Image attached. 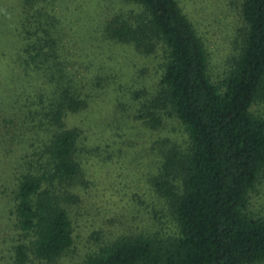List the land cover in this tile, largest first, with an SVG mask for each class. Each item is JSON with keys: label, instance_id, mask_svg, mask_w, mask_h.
Returning <instances> with one entry per match:
<instances>
[{"label": "trees", "instance_id": "16d2710c", "mask_svg": "<svg viewBox=\"0 0 264 264\" xmlns=\"http://www.w3.org/2000/svg\"><path fill=\"white\" fill-rule=\"evenodd\" d=\"M52 1L0 0V34L13 41L0 114V164L14 178L12 190L3 186L20 236L14 264L33 258L54 264L74 247L83 133L71 119L90 109L106 84H118L84 55L69 52L63 14ZM87 3L102 43L144 57L160 55L163 62L147 101V89L118 85L122 98L115 114L127 110L121 101L129 95L136 121L158 131L174 118L189 143L180 151L169 137L160 140L161 164L151 179L173 207L178 235L162 240L126 231L108 240L100 229L99 245L85 264L264 262V218L248 213L249 192L264 169V119L251 113L264 100V0L244 1V45L219 85L210 78L204 43L177 0Z\"/></svg>", "mask_w": 264, "mask_h": 264}, {"label": "rangeland", "instance_id": "374dc122", "mask_svg": "<svg viewBox=\"0 0 264 264\" xmlns=\"http://www.w3.org/2000/svg\"><path fill=\"white\" fill-rule=\"evenodd\" d=\"M89 1L92 0L52 2L56 6L53 8L63 14L69 52L84 55L105 76H116L118 84H106L91 102V108L71 119L83 133L78 153L82 176L76 184L81 203L72 213L74 247L54 264H85L87 255L99 245L95 234L100 229L108 240L126 231L162 240L179 233L171 203L155 192L151 179L158 173L163 154L157 143L169 137L180 151L185 150L189 143L185 127L174 118L168 119L165 128L158 131L145 127L136 121V107L132 108L134 102L129 95L121 101L124 107L127 104L126 111L121 108V114H115L114 107L116 99L122 98V93L115 92L119 84L122 88L134 85L139 90L147 89L149 94L142 97V101H147L154 93L163 62L160 55L144 57L134 54L129 47L102 43L99 25L92 22L93 7L87 3ZM94 1L98 6L104 5V0ZM177 1L204 43L210 78L219 85L244 45L246 24L242 8L245 0ZM80 2L84 8L79 11ZM4 37L0 34L1 115L6 109L5 78L11 69L13 53L12 39L6 43ZM251 113L264 119V100L254 103ZM13 181L6 167L0 164V264H14L13 247L20 241L15 216L11 213L10 191L3 193V186L12 190ZM248 213L264 218V169L249 192ZM110 232L115 234L109 235ZM27 264L47 263L33 258Z\"/></svg>", "mask_w": 264, "mask_h": 264}]
</instances>
